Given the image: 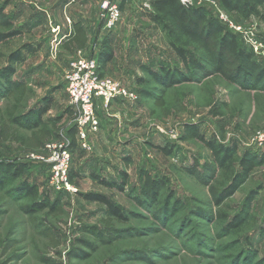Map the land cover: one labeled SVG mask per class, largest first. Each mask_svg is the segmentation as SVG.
<instances>
[{"label":"rangeland","instance_id":"obj_1","mask_svg":"<svg viewBox=\"0 0 264 264\" xmlns=\"http://www.w3.org/2000/svg\"><path fill=\"white\" fill-rule=\"evenodd\" d=\"M180 1L204 8L209 19L236 36L239 47L251 49L258 69L264 67V3L258 16L243 18L224 10L218 0ZM103 2L0 0V35L17 31L0 39V91L6 70L14 71L11 81L26 85L16 110L21 123L27 111L49 101L42 119L56 123L48 143L55 150L61 144L69 149V171L78 175L67 189L52 188L51 149L0 136V162L29 165L0 191V209H7L0 215V264H264V143L257 139L264 135V83L236 73L240 85L230 84L200 52L194 54L200 68L180 62L168 32L149 17L150 0H110L120 15L111 30L105 29ZM79 17L88 43L84 49L67 50L63 34L70 20ZM103 41L112 52L104 79L121 83L136 98L112 100L107 106L100 100L98 128L84 140L75 137L71 148L65 77L73 60L97 58L93 51L98 53ZM16 52L23 56L20 63L10 61ZM162 63L175 79L164 93L143 69L158 71ZM162 95L163 104L157 105ZM14 104L1 93L0 117ZM186 126L228 148L232 170L216 165L213 152L199 138L185 140ZM9 133L28 136L30 131L9 123ZM246 153L245 163L254 166L243 176ZM194 168L199 177L189 172ZM235 179L237 190L226 196L223 190ZM23 182L35 187L34 203L57 202L61 213L50 215L44 209L30 216L24 208L33 201ZM114 182L121 187L109 185ZM148 193L157 194L155 203ZM89 194L107 197L126 221L105 226L104 206L83 198ZM44 228L50 237L42 233ZM87 229L116 239L101 244Z\"/></svg>","mask_w":264,"mask_h":264},{"label":"trees","instance_id":"obj_2","mask_svg":"<svg viewBox=\"0 0 264 264\" xmlns=\"http://www.w3.org/2000/svg\"><path fill=\"white\" fill-rule=\"evenodd\" d=\"M219 5L226 11L237 13L240 17L249 18L250 16H258L259 10L258 6L264 3V0H218ZM150 5L152 12L149 13L150 19L155 23L159 24L163 29L168 32L170 37V45L173 48L176 57L180 62L185 65L192 66L193 68H200V63L196 60L195 51L197 53H203L206 57L205 59L212 65L214 72L216 71L221 77H223L230 84H239V81L235 79L236 73L240 74L246 79L252 80L251 82L255 84L264 83V67L260 68L258 64L252 57L254 53L247 50L245 47H239L237 43L236 36L225 32L224 28L219 24L209 19L206 15L204 8L194 7L187 2H181L180 0H150ZM1 12V10H0ZM8 26L11 30V24L5 21L3 23ZM17 34L16 30H12L6 34L0 35V39L9 38ZM87 42V34L84 27L80 22H74L71 26V30L68 33L67 40L64 44V48L67 50L81 49L85 46ZM104 45L101 52L98 54L97 60L99 63V75L103 76V69L106 63L112 58L111 50L106 46L107 42L103 41ZM106 46V47H105ZM29 54H33L34 50L29 47ZM194 52V53H193ZM198 56V55H197ZM10 61L12 63H20L23 61V56L19 53H12L10 56ZM150 76V80L154 82L157 87L161 90L171 87L175 83V79L172 78V73L170 67L165 65V63L159 64L158 71L148 69L143 67ZM179 70H175L173 73L178 74ZM198 71V70H197ZM12 70H6L3 73L4 80L6 82L5 88L1 89L2 94H6L15 100V104L5 111V114L0 117V136L4 135V138H13V140L19 142V144L30 147L37 148L39 144H45L53 138L52 128H55L56 122H50L48 120H43L42 116L45 114L49 108V101L45 102L39 108L30 109L27 111L22 118L25 123H21L19 117L16 115L17 105L23 100L26 92V85L22 81H11ZM182 78V76H181ZM183 82L184 79H180ZM141 81V80H140ZM0 93V94H1ZM144 95L145 92H142ZM148 96V95H147ZM150 97V96H148ZM163 95L159 100L156 101L157 105H162ZM70 116V119H74V111L67 107L64 110ZM9 123L16 124L21 128H25L30 131L28 136H21L15 133L14 135L9 133ZM192 125V124H191ZM75 131V132H74ZM70 137V147L76 146L75 134L76 130L73 124L71 128L68 129ZM199 138L203 141V144L211 151L214 155V160L216 165H218L224 171L229 172L231 169V164L233 162L230 150L226 147H222L220 144H215L214 141L204 140L198 134L194 126H186L184 139L192 140L194 138ZM161 151L168 154L167 149L162 148ZM248 154L246 153L245 158L242 161L243 172L240 175L246 176L250 169L253 168L254 164L250 161L245 163V159ZM130 159L125 158L124 164L129 165ZM28 164L24 162H10L2 161L0 162V191L4 189L6 184L11 182L13 179L23 174V172L28 168ZM208 174L212 175V169L206 166ZM210 169V171H209ZM232 170V169H231ZM191 174H199L196 169H190ZM76 173L69 171V182L71 183L73 177ZM239 175V176H240ZM78 176V175H77ZM94 176V175H93ZM95 179H98L95 177ZM201 179V177H200ZM102 182V181H101ZM103 183H105L103 181ZM106 182L105 184H108ZM114 187H121L118 183H110ZM236 179L231 181V183L226 187L224 191H228L225 195L233 194L237 190ZM23 190L26 192V197L33 201V205L26 206L24 209L26 212L36 213L38 211L48 209V214L52 215L54 213L60 214L61 207L57 202L49 203L48 200L41 201L40 204L34 203L37 197V192L35 187L27 185L23 182ZM147 195L148 200L155 203L157 194ZM225 195L220 196L223 197ZM86 200L95 201L101 203L104 206V213L106 218L102 219L105 226H111L113 221L124 223L126 221L120 208L111 202L107 197L103 195L89 194L83 196ZM219 198V199H220ZM216 199L218 204L220 201ZM138 201V199H137ZM7 209H0V215L6 213ZM222 215L219 214V217ZM224 218V217H221ZM46 237H50V231L47 228L41 230ZM93 234L94 239L101 244H109L110 240H115L110 235H105L99 230L87 229ZM112 239H110V238ZM110 239V240H109ZM109 240V241H108ZM1 248V243H0ZM80 256L79 254H77Z\"/></svg>","mask_w":264,"mask_h":264},{"label":"built area","instance_id":"obj_3","mask_svg":"<svg viewBox=\"0 0 264 264\" xmlns=\"http://www.w3.org/2000/svg\"><path fill=\"white\" fill-rule=\"evenodd\" d=\"M104 13L101 19L104 21V28L111 30L117 22L120 10L118 5L104 0L102 4ZM99 63L97 58L81 57L73 60L69 64L66 74V92L70 106L74 109L73 126L75 127L76 139L84 140L87 133H93L98 128V119L96 114L97 99L103 100L105 106L112 100L135 99L133 93L128 91L124 85L119 82L104 79L99 75ZM259 143H264V135L257 138ZM70 141L68 142V145ZM86 147V145H83ZM45 149H51L48 162L51 163L50 186L61 190L68 188L69 182V149L63 144L59 145L58 150L50 143L44 144ZM34 156V155H33Z\"/></svg>","mask_w":264,"mask_h":264},{"label":"crops","instance_id":"obj_4","mask_svg":"<svg viewBox=\"0 0 264 264\" xmlns=\"http://www.w3.org/2000/svg\"><path fill=\"white\" fill-rule=\"evenodd\" d=\"M80 18L81 17H79V18H77V19H71L70 20V23H68V25H67V29L65 30V32H64V34H63V39H64V42H66V40H67V37H68V33L70 32V30H71V26H72V24L74 23V22H80L81 23V25L84 27V29H85V31H86V34H87V42H86V44H85V46L83 47V48H81V49H84L85 47H86V45H87V43H88V32H87V30H86V26L80 21ZM73 50H75V49H73ZM72 50V51H73ZM89 50L90 51H92V50H94V47H89ZM101 50L102 49H100L99 51H98V53L96 52L95 53V50L93 51V54H95L97 57H98V54L101 52ZM108 63V62H107ZM107 63H106V65H107ZM117 100H120V99H117ZM117 100H115V101H117ZM100 99H97V102H96V111H97V108L100 106ZM68 106H69V108H72L71 106H70V104L68 103ZM67 108V107H66ZM97 113V112H96ZM89 134H91V133H89ZM89 136V135H88ZM79 174V173H78Z\"/></svg>","mask_w":264,"mask_h":264}]
</instances>
